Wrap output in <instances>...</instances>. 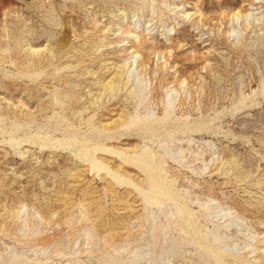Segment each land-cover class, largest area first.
Segmentation results:
<instances>
[{"label": "rangeland", "instance_id": "1", "mask_svg": "<svg viewBox=\"0 0 264 264\" xmlns=\"http://www.w3.org/2000/svg\"><path fill=\"white\" fill-rule=\"evenodd\" d=\"M0 264H264V0H0Z\"/></svg>", "mask_w": 264, "mask_h": 264}, {"label": "bare ground", "instance_id": "2", "mask_svg": "<svg viewBox=\"0 0 264 264\" xmlns=\"http://www.w3.org/2000/svg\"><path fill=\"white\" fill-rule=\"evenodd\" d=\"M236 13H237V12H236ZM234 15H235V14H234ZM236 15H237V14H236ZM247 16H249V15H247ZM237 17H238V15H237ZM237 17H236V18H237ZM233 18H234V17H233ZM237 20H238V19H237ZM135 57H136V56H135ZM135 57H134V58H135ZM212 258H213V257H212ZM214 259H215V258H214Z\"/></svg>", "mask_w": 264, "mask_h": 264}]
</instances>
